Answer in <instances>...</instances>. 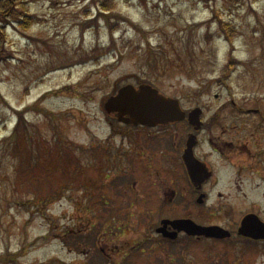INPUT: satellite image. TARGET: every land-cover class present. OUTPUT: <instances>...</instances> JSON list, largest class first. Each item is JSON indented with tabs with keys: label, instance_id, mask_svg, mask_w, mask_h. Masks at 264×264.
<instances>
[{
	"label": "rangeland",
	"instance_id": "1",
	"mask_svg": "<svg viewBox=\"0 0 264 264\" xmlns=\"http://www.w3.org/2000/svg\"><path fill=\"white\" fill-rule=\"evenodd\" d=\"M96 1L24 0L19 7L32 15L31 28L24 32L15 18L5 24L7 41L0 55V264L92 260V252L85 254L92 247L95 211L84 203L77 206L64 192L39 211L12 205L20 188L14 183L15 159L5 150L4 139L20 116L47 128L43 135L48 138L59 118V132L65 135L60 137L89 147L93 140L105 139L103 103L125 84L149 83L177 98L184 109L194 103H204L207 112L225 101L245 107L251 101L264 103V0H111L114 9L107 16L96 14ZM87 16L95 18L85 22ZM222 21L236 31L232 56L220 31ZM58 49L59 59L65 60L59 70ZM227 62L234 68L226 69ZM88 152L85 148L81 155L87 157ZM75 155L72 149L70 161L60 162L59 183L93 186L92 172L76 162ZM75 172L79 175L69 179ZM108 174L112 180H126L115 170ZM53 184L46 181L37 189H57ZM139 204L159 211L157 204ZM130 212L137 224L138 210ZM95 226L101 229L99 223ZM144 232L146 227L134 225L122 240H139ZM173 249L174 261H168L163 250L140 264H264L263 252L242 255L217 243ZM93 258L96 264H113Z\"/></svg>",
	"mask_w": 264,
	"mask_h": 264
},
{
	"label": "flooded vegetation",
	"instance_id": "2",
	"mask_svg": "<svg viewBox=\"0 0 264 264\" xmlns=\"http://www.w3.org/2000/svg\"><path fill=\"white\" fill-rule=\"evenodd\" d=\"M201 114L197 128L187 119L183 126L123 124L121 129H114L115 133H108L103 142H94L93 152L113 149L114 170L126 173L121 185L124 193L130 185L137 199L162 206L180 201L196 203L200 199L203 225L229 230L231 237L224 240L252 242L235 231L246 215H256L264 221V115L219 116L214 111L207 115L204 107ZM191 135L193 155L202 167L196 184L189 179L182 160ZM117 137L116 145L111 139ZM178 170L182 181L177 180ZM166 172L168 179L163 176ZM163 218L188 215L163 214L160 219Z\"/></svg>",
	"mask_w": 264,
	"mask_h": 264
},
{
	"label": "trees",
	"instance_id": "3",
	"mask_svg": "<svg viewBox=\"0 0 264 264\" xmlns=\"http://www.w3.org/2000/svg\"><path fill=\"white\" fill-rule=\"evenodd\" d=\"M110 1L100 0L98 5L106 10L111 8ZM20 3L23 5V0H0V55L5 50L7 41L4 26L11 18L16 17L22 28L29 27L27 12L19 7ZM220 25L226 39L230 41L231 36L227 34L229 24L221 22ZM230 31L234 33L233 30L230 29ZM207 41L211 40L207 38ZM53 135L50 138L44 136L40 133L38 126L24 121L20 116L17 128L4 139L5 150L11 158L15 159L14 183L20 188L14 191L19 197L17 201L12 198L14 207L26 209L25 207L31 206L39 211L49 201L57 198L55 195L59 193V178L53 184V187L57 189H37L59 170V159L62 155L69 159L68 146L65 143L59 144V137H53ZM22 200L24 201L21 202Z\"/></svg>",
	"mask_w": 264,
	"mask_h": 264
},
{
	"label": "water",
	"instance_id": "4",
	"mask_svg": "<svg viewBox=\"0 0 264 264\" xmlns=\"http://www.w3.org/2000/svg\"><path fill=\"white\" fill-rule=\"evenodd\" d=\"M105 109L108 112H117L119 120L131 122L134 124H157L175 121L183 118V113L180 111L178 102L172 98H166L157 93V91L148 85H141L138 90L127 85L119 89L115 96L110 97L105 103ZM196 111L190 113L192 118H195ZM124 116H128L126 119ZM190 152L187 150L184 154L185 162L190 165ZM166 222V221H165ZM173 227L177 230H184L189 234L205 235L210 237H224L227 233H222L216 227H200L193 224L189 220L173 221ZM250 219L242 222L240 233L254 237H264V226L261 225V233L252 234L251 230L255 227ZM164 227L159 229L163 231ZM170 237H175V233L169 234Z\"/></svg>",
	"mask_w": 264,
	"mask_h": 264
}]
</instances>
